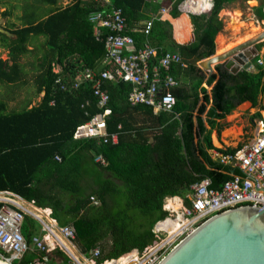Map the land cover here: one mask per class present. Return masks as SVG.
Segmentation results:
<instances>
[{
	"label": "trees",
	"instance_id": "obj_1",
	"mask_svg": "<svg viewBox=\"0 0 264 264\" xmlns=\"http://www.w3.org/2000/svg\"><path fill=\"white\" fill-rule=\"evenodd\" d=\"M169 1L178 13L185 0ZM231 1L213 0L209 14L193 15L196 40L181 45L174 40L169 21L152 17L160 11L158 0H70L65 6L61 0H27L22 26L5 27L16 37L0 32L3 41L9 40L12 61L0 59V82L12 84L21 79L20 61L31 52V39L44 36L34 78L44 96L38 105L13 111L7 110L5 101L0 102V192L51 209L60 227H75L74 243L82 254L88 256L100 248V264L120 257L117 262L122 261L125 254L135 249L141 253L151 245L156 240V224L169 215L164 209L168 197L179 196L189 206L195 183L210 178L211 187L220 189L233 178L231 170L243 175L240 169L211 158L212 133L221 134L226 127L222 120L238 105L250 102L262 108L264 65H258L256 58L253 70L237 73L217 65V73L208 76L197 64L215 53V37L223 26L219 13ZM263 6L264 0L257 8L260 19H264ZM113 7L122 9L137 48L149 42L159 49V56L169 50L181 55L184 65L173 63L162 71L179 82L171 89L176 105L172 111L157 113L150 105H131V83L105 81L111 110L107 131L117 133L118 142L77 139V128L103 109L89 84L78 89L69 86L80 69L96 68L105 56L108 32L102 29L99 38L94 35V14ZM143 20H152L148 34L143 31ZM57 64L62 67L58 72ZM204 83L212 86L211 91ZM256 115L262 118L260 111ZM99 156L104 163L97 160ZM22 231L29 250L15 264H31L39 256L33 237L43 234L42 225L26 214ZM49 260L66 264L70 258L57 248L49 253Z\"/></svg>",
	"mask_w": 264,
	"mask_h": 264
},
{
	"label": "built area",
	"instance_id": "obj_2",
	"mask_svg": "<svg viewBox=\"0 0 264 264\" xmlns=\"http://www.w3.org/2000/svg\"><path fill=\"white\" fill-rule=\"evenodd\" d=\"M212 7L213 0H186L183 3L184 9L197 16L209 14ZM165 11L167 8L162 7L161 12ZM94 21L97 38L101 36L102 29L108 32L104 41L106 53L102 68L80 69L69 88L78 89L82 84H89L103 112L81 124L74 137L98 138L104 142L117 143L118 134L107 131L106 117L111 110L108 107L110 95L103 88L104 82L131 83L133 88L128 95L131 105H150L156 113L162 110L172 111L176 105V97L171 89L179 82L170 73L163 74L162 71L173 63L183 62L178 52L166 51L159 56V49L149 42L137 48L136 39L128 33L127 21L120 8L99 10L94 14ZM151 26L152 20H148L143 31L148 34ZM257 63L264 65V59L258 58ZM61 87L67 89L68 86L62 84ZM209 153L217 163L238 168L243 175L234 174L220 189L211 187L210 178L195 183L189 196V206L179 196L168 197L164 209L169 215L155 226L156 240L141 253L135 249L125 254L132 255L130 264H157L186 234L215 214L240 206L264 209V119L254 123L250 141L237 146L235 151L214 146ZM56 159L61 160L58 155ZM97 160L105 162L100 156ZM0 202L3 203L0 208V259L14 264L29 250L22 226L25 215L30 214L42 225L44 231V235L33 237L39 256L31 264H51L49 253L57 248L70 258L66 264H98L100 248L91 250L88 256L79 253L74 243L77 235L75 227H60L52 217L51 209L41 208L45 212L41 215L9 192L0 193ZM168 221L177 224L178 228L170 230L164 225ZM120 258L105 260L100 264H115Z\"/></svg>",
	"mask_w": 264,
	"mask_h": 264
},
{
	"label": "water",
	"instance_id": "obj_3",
	"mask_svg": "<svg viewBox=\"0 0 264 264\" xmlns=\"http://www.w3.org/2000/svg\"><path fill=\"white\" fill-rule=\"evenodd\" d=\"M0 32L13 36L2 27ZM262 41L264 29L198 61V66L209 74L217 65L232 73L250 70L259 55L255 46ZM230 173L234 175L235 170ZM157 264H264V209L240 206L213 215L186 234Z\"/></svg>",
	"mask_w": 264,
	"mask_h": 264
},
{
	"label": "rangeland",
	"instance_id": "obj_4",
	"mask_svg": "<svg viewBox=\"0 0 264 264\" xmlns=\"http://www.w3.org/2000/svg\"><path fill=\"white\" fill-rule=\"evenodd\" d=\"M26 1L27 0H0V27L2 28L6 27L7 29L13 28L11 25H15L16 27H21L22 26L21 17L23 15L24 4ZM32 1L34 0H29L30 3H32ZM65 3H66V0H61L60 2V4L62 5H65ZM43 7H40V8L45 9L46 11L50 9V6L44 7V8ZM226 10H228V15H230V13H235L233 11H239L240 13L238 14L239 15L238 18L243 20L242 23H240L239 25L238 23L234 24L235 26L237 25L235 28L239 27L238 29H240L241 27L240 31L238 29L237 30L235 29V30L239 32L241 34L240 36L242 37L240 39H237L235 43L231 44V46L254 36L256 33L264 29V20L262 21L258 19L256 20V18H254V16L248 10L247 4L244 2V0L237 1L234 5H232ZM7 11H9V13H7ZM221 15H225V12H222ZM224 19H225L224 21L225 27H227L228 26L227 18L224 17ZM224 34L227 35V33L225 32ZM10 37L15 38L16 36L13 35ZM44 41H45L44 36L32 38L28 47L29 49L30 48L32 49L30 54H32L33 52L35 54L25 55L22 61L24 64L22 65V72H24L23 74L28 79L29 82L27 83L19 82V83L12 84V85L0 82V102L5 101L7 103L8 111L19 110L24 105V103H20L21 100H19L18 102V101L11 100V98L20 99V97H22V101L26 103L32 100L33 97L37 96L36 95L37 92L35 90L36 85L35 83L31 82L32 80L31 78L33 74L35 73L34 74L35 76L38 72L37 70H39V66H38L36 59L38 57V54L40 56L42 54L41 47ZM262 43L263 44H262L261 49L264 52V42ZM8 44H9V40L6 42L3 41L0 35V55L1 57H4L5 53L7 54V51H9ZM217 53H219V51ZM34 60H36V62ZM260 103H261L262 108L260 106L252 107L251 104L249 103L247 104L242 103L238 105L236 109L227 116L225 120L227 127L221 132L220 136H218L215 131L212 133V140H213L214 145L220 148H229V147L235 148L238 145H241L243 143L250 141L252 137V132H253V122H256L257 120L260 119L259 116L256 115V113L260 111L262 118H264V94L261 95L260 97ZM25 205L29 209H31V206L28 203H25ZM78 252L80 253L79 249H78ZM129 260L127 258H124L122 261H119L115 264H125V262H128ZM111 264H114V263H111Z\"/></svg>",
	"mask_w": 264,
	"mask_h": 264
},
{
	"label": "crops",
	"instance_id": "obj_5",
	"mask_svg": "<svg viewBox=\"0 0 264 264\" xmlns=\"http://www.w3.org/2000/svg\"><path fill=\"white\" fill-rule=\"evenodd\" d=\"M106 2H110L111 0H105ZM159 1V0H158ZM186 1V0H185ZM184 1V2H185ZM237 1H239V0H233V1H231V2H229V3H227V4H225V6H224V8L220 11V13H219V16L222 18V20H223V26H222V28H221V30L218 32V34L216 35V37H215V45H216V50H215V53L214 54H216L218 51H219V53H222V52H224V51H226V50H228V49H230V48H232L233 46H235V45H233V46H231V44H233V43H235V41L237 40V39H239V38H241L242 36H240L241 34L239 33V32H237L236 30L239 28H236V30H235V25L234 24H236V23H242V21L243 20H241V19H239V21L237 22V21H235V18L237 17H239V16H237V15H234V14H239L240 12L239 11H235L236 13H230V15H228V10H226V9H228L229 7H231L232 5H234ZM252 0H244V2L247 4V8H248V10L251 12V14L254 16V18H256V20L258 19V20H264V19H260L259 17H258V14H257V8L260 6V4H261V2L263 1V0H253V1H255L256 3H252L251 2ZM160 2V1H159ZM184 2H182L180 5H179V12L178 13H175V12H173V6H172V3L169 1V0H162L160 3H161V8H160V11H159V13H157L156 15L155 14H152V17H160V19H162V20H167V21H169L171 24H172V27H173V38H174V40L178 43V44H181V45H190V44H192V43H194L195 42V40H196V26H195V24H194V21H193V18H192V16L194 15V14H192V13H190L189 11H187L186 9H184L183 8V3ZM68 3H70V0H66V3H65V5H67ZM65 5H63V6H65ZM162 7H165V8H167V11H165V12H161V9H162ZM227 11V12H226ZM222 12H225V15H221V13ZM263 12H264V6H263ZM232 14V15H231ZM224 17L225 18H227V22H228V26L227 27H225V19H224ZM144 21H148V20H143V21H141V25L142 26H144L145 24H144ZM232 22V23H231ZM95 24V23H94ZM231 25H233L232 27H231ZM235 30V31H234ZM239 31H240V29H238ZM224 32L225 33H227V35L226 34H224ZM94 35H95V29H94ZM96 36V35H95ZM97 37V36H96ZM244 41V40H243ZM242 42V41H241ZM262 42H264V41H262ZM262 42H260V43H262ZM240 43V42H239ZM260 43H258V44H260ZM238 44V43H237ZM258 44H256V48H257V50H258V52H259V55L258 56H256L255 58H254V60H253V67H251L250 68V70H253L254 69V67H255V63H254V61H255V59L257 58H262V59H264V52H263V50L262 49H259V46H258ZM2 46H3V44H2ZM231 46V47H230ZM30 51H32V49L30 48ZM169 51H171V50H169ZM174 52H176V51H174ZM31 52H29L28 53V55H34L35 53L33 52L32 54H30ZM213 54V55H214ZM27 55V54H26ZM25 56V55H24ZM24 56H22V58H21V61H20V63H21V66L22 65H24L23 64V59H24ZM41 56L38 54V57H37V63H38V66H39V58H40ZM104 58V57H103ZM103 58H102V60H103ZM0 59H3V60H7V61H9V63H11L12 61L10 60V55H9V51H7V54L5 53V56L4 57H1V55H0ZM36 60H34L35 62H36ZM102 60H100V63L98 64V66L95 68V69H101L102 67ZM202 60V59H201ZM33 61V62H34ZM197 64H198V62H197ZM182 65H184V64H182ZM61 66L59 65V64H57L56 66H55V71H60L61 70ZM37 71H39V70H37ZM208 72V71H207ZM24 72H22V75H21V79L18 81V82H16V83H23V82H29L28 81V79L24 76V74H23ZM213 73H217V70H215ZM35 74V73H34ZM34 74H33V76H32V80H31V82H33V83H35V81H34V78H35V76H34ZM212 74V73H211ZM210 74H209V72H208V76H209ZM16 83H12V84H16ZM105 83V82H104ZM12 84H10V85H12ZM36 85V84H35ZM179 85V84H178ZM205 87H207V89L209 90V91H211V89H212V86H208L206 83H204L203 84ZM36 92H37V96H35V97H33V99L32 100H30V101H28V102H23L22 101V97H20V99H17V98H11V100H14V101H18L19 102V100H21L20 101V103H24V105H28L29 106V108L30 107H32V106H34V105H38L41 101H42V98H43V96H44V91H42V92H38V90H37V86H36ZM245 104H247V103H249V104H251L250 102H244ZM23 105V104H22ZM23 105V106H24ZM227 118V117H226ZM226 118L224 119V120H222V122L223 123H225V120H226ZM260 119H264V118H260ZM254 123L255 122H253V128H254ZM226 127H227V124H226ZM225 127V128H226ZM224 128V129H225ZM216 132V131H215ZM217 133V132H216ZM217 135L218 136H220L218 133H217ZM252 135H253V132H252ZM215 146V145H214ZM239 146V145H238ZM215 147H217V146H215ZM236 148V147H235ZM224 149H226V148H224ZM0 193H4V192H0ZM9 193H11V192H9ZM11 194H13V193H11ZM13 195H15V194H13ZM15 196H17V195H15ZM24 204L25 203H28V202H26L25 200H23L22 198H20L19 196H17ZM30 206H31V209L32 210H35V211H37V212H39L41 215H43L45 212L41 209V208H38V207H36L34 204H31V203H28ZM37 209H40V210H37ZM42 231H43V229H42ZM42 235H44V231H43V234L41 233L39 236H42ZM132 257V255H130V256H128V257H126L128 260L130 259ZM111 264V263H110Z\"/></svg>",
	"mask_w": 264,
	"mask_h": 264
},
{
	"label": "bare ground",
	"instance_id": "obj_6",
	"mask_svg": "<svg viewBox=\"0 0 264 264\" xmlns=\"http://www.w3.org/2000/svg\"><path fill=\"white\" fill-rule=\"evenodd\" d=\"M236 10H237V9H236ZM226 12H227V11H226ZM233 12H235V11H233ZM235 13H236V12H235ZM231 15H232V14H231ZM236 15L239 16L238 14H236ZM241 17H242V16H241ZM235 21L238 22V21H239V18L236 17V18H235ZM239 24H240V23H239ZM239 24H238V25H239ZM244 24H245V23H244ZM254 24H255V23H254ZM232 26H233V25H232ZM236 26H237V25H236ZM236 26H235V27H236ZM244 28H245V27H244ZM235 29H236V28H235ZM240 29H241V27H240ZM261 29H262V28H261ZM234 31H235V30H234ZM243 36H245V35H243ZM239 39H240V38H239ZM174 225L176 226L177 224H174ZM174 225H169L168 228L170 229V227H172V226H174ZM177 228H178V226H176L175 229H177ZM172 229H174V227H172ZM175 229H174V230H175ZM129 256H130V255H129ZM124 257L126 258V257H128V256L125 255ZM0 264H9V262L0 259ZM137 264H140V263H137Z\"/></svg>",
	"mask_w": 264,
	"mask_h": 264
}]
</instances>
